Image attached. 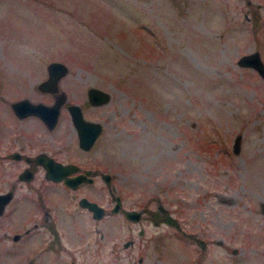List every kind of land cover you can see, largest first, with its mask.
I'll return each instance as SVG.
<instances>
[{"label":"rangeland","instance_id":"obj_1","mask_svg":"<svg viewBox=\"0 0 264 264\" xmlns=\"http://www.w3.org/2000/svg\"><path fill=\"white\" fill-rule=\"evenodd\" d=\"M252 51L264 64V0H0V96H52L37 84L63 60L59 88L104 129L87 152L72 126L55 144L108 172L125 209L176 222L111 212L103 178L81 187L100 218L61 182L45 212L22 189L0 264H264V73L238 63Z\"/></svg>","mask_w":264,"mask_h":264},{"label":"flooded vegetation","instance_id":"obj_2","mask_svg":"<svg viewBox=\"0 0 264 264\" xmlns=\"http://www.w3.org/2000/svg\"><path fill=\"white\" fill-rule=\"evenodd\" d=\"M59 98L63 101H61V104L58 107L59 111H57L56 117H53L54 123L50 124L51 117L48 115L50 114L54 116L55 108L52 107L49 109V106H53L55 101H57ZM69 100L70 99H68L67 95H52L47 96L46 98L41 96V98L37 99L26 95L0 96V193L5 194L6 192H9L11 196L5 204L4 209H6V205L8 203H11L17 193L24 189L25 191H22L21 195H23V197L31 196L38 205V208H42V211L45 212L48 206L47 203L49 201V197L51 195L50 189L55 183L58 182L62 183L66 191H71L70 195L74 200H77V203H79L81 196L86 197L89 200L93 199V201L98 202L93 197L84 195V193L81 192V187L94 183V180L103 178V174L106 172L100 167L92 168L89 165L86 166V161H84L83 158L81 159V156L72 158L70 155L71 152L68 151V141H66L65 138L62 141V138L60 137L59 141L61 142L57 143V145L55 144L56 133L61 129L64 130L66 127L68 128V126H72L74 130H76L78 140V130L73 123L74 120H72L70 114L71 110L68 108L69 104L72 103ZM36 102L46 106L39 112L37 108L34 107ZM89 104L91 103L89 102ZM79 106L82 109L80 104ZM65 109L68 111L67 115L64 117ZM83 111L84 110L82 109L81 112L83 117L85 119H89L87 116H84ZM102 129H104L103 124ZM101 132L102 130L99 133ZM96 141H94V143L90 145L88 149L92 148ZM79 142L80 140L77 141L79 153L87 152L88 149L82 148ZM57 161L61 162V164H72L73 171H69L65 177L71 175L75 176L82 172L86 177L90 176L91 179L83 181L81 180L76 187H72L67 183H64L65 177L60 178L57 181L54 180L48 172V164L52 162L55 163ZM107 185L108 190L111 192L110 195L113 199V203H115L114 195H119L120 200L122 201V196L117 193L115 186L111 183ZM112 186H114V190L111 188ZM27 194L28 196H26ZM98 203L101 205L102 202ZM113 203H111V206ZM79 204L81 205V203ZM81 207L84 208L85 212H88L93 216L94 213L92 210H89L84 205H81ZM132 209L141 211V215L144 211H148L149 214L157 210H152L146 205H143V207L140 209L131 208L130 210ZM124 210L127 209H125L121 203L120 210L116 213L122 212L124 214ZM157 211L162 216L164 215L160 213L159 210ZM153 220H157V217H154ZM51 230V233L54 234L53 228ZM26 231H28V229H26ZM141 231L144 233L143 229H141ZM57 237L58 235L55 238ZM128 241L130 244L133 243L132 238H130Z\"/></svg>","mask_w":264,"mask_h":264},{"label":"water","instance_id":"obj_3","mask_svg":"<svg viewBox=\"0 0 264 264\" xmlns=\"http://www.w3.org/2000/svg\"><path fill=\"white\" fill-rule=\"evenodd\" d=\"M240 60L238 61V63L240 64H244V65H248V66H254L255 69H258L259 72L264 73V64L262 61V58H260V55L257 51H252L248 54H242L239 58ZM46 69H47V76L45 78H43L42 81H40L37 84V88L41 91L43 90H47V92L51 93L52 95H57V96H64L66 95V92L61 90L59 88V80H61L63 74H65L69 67L66 65V63L62 60H56V59H52V61L48 62L46 65ZM87 97L89 98V102L91 104H102V103H106V101L110 98V94L108 90H103L102 88H99L98 86H90L87 89ZM61 101H63L62 99H57V101H55L53 106H49V109H51L52 107H54L55 109V115H48L49 117H51V122L50 124L54 123L53 121V117H56L57 115V111L59 105L61 104ZM46 106V105H45ZM41 103H35L34 107L37 108V110L40 112L42 109H44V107ZM68 108L71 110L70 114L72 117V120L77 131L78 134V140H80L79 144L81 145L82 148L88 149V147H90V145H92L94 143V141H96V137L99 134V132L102 129V124L100 123V121H93L90 119H85L82 115L81 112V108L79 106V103L75 102V103H70ZM47 114V113H46ZM55 119V118H54ZM234 145H233V152L239 151V136L235 137V141H234ZM49 166V173L51 175V177L54 180H58L60 178L65 177L66 174H68L69 171H73L72 168V164L71 163H67V164H61V162H52L48 164ZM110 174L108 172L103 174V180L105 181L106 184L110 183ZM91 179V177H86L85 174H83L82 172L78 173L75 176H68L64 178V183H67L68 185L72 186V187H76L77 184H79V182L82 180H89ZM114 190V186L111 187ZM10 193L6 192L4 193H0V214L3 212V209L5 208V204L7 203L8 199L10 198ZM114 200L115 203H113V205L111 206L110 211L111 212H119L120 207H121V203L122 201L120 200V196L119 195H114ZM79 203H81V205H84L85 207H87L89 210L93 211V215L95 216V218H100L103 214H106L105 210H104V206L101 204H99L96 201H93V199H88L86 197L81 196ZM125 211V216L127 219L130 220H136L138 221L140 219L141 216V211L139 210H124ZM142 233V231H141ZM13 238L18 239V234L15 233L13 235ZM126 244H130V242L126 241Z\"/></svg>","mask_w":264,"mask_h":264},{"label":"trees","instance_id":"obj_4","mask_svg":"<svg viewBox=\"0 0 264 264\" xmlns=\"http://www.w3.org/2000/svg\"><path fill=\"white\" fill-rule=\"evenodd\" d=\"M151 217H157V219H160V220H167L168 223H170L171 225L175 226L176 225V222H174L175 220L171 217V216H168L166 213H164V215L162 216L161 214L158 213V211H153L152 212V216ZM203 253V252H202Z\"/></svg>","mask_w":264,"mask_h":264}]
</instances>
